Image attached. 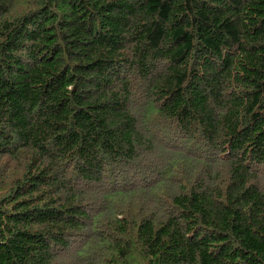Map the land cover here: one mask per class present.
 <instances>
[{
    "label": "trees",
    "instance_id": "obj_1",
    "mask_svg": "<svg viewBox=\"0 0 264 264\" xmlns=\"http://www.w3.org/2000/svg\"><path fill=\"white\" fill-rule=\"evenodd\" d=\"M0 264H264V0H0Z\"/></svg>",
    "mask_w": 264,
    "mask_h": 264
}]
</instances>
